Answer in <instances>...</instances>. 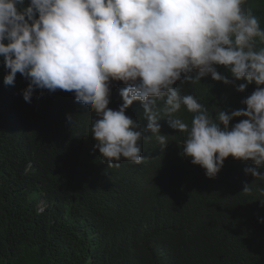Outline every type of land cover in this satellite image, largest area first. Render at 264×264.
<instances>
[{
    "label": "trees",
    "instance_id": "1",
    "mask_svg": "<svg viewBox=\"0 0 264 264\" xmlns=\"http://www.w3.org/2000/svg\"><path fill=\"white\" fill-rule=\"evenodd\" d=\"M251 9L264 26V1ZM7 72L0 57V264H264V205L258 190H241L236 165L204 179L181 155L186 133L172 128L165 144L147 137V160L108 167L87 149L92 114L60 106L62 90L36 89L26 102L28 81L17 73L6 85ZM124 87L112 82L113 101ZM174 87L213 117L250 95L211 75ZM174 114L190 124L194 115Z\"/></svg>",
    "mask_w": 264,
    "mask_h": 264
},
{
    "label": "clouds",
    "instance_id": "2",
    "mask_svg": "<svg viewBox=\"0 0 264 264\" xmlns=\"http://www.w3.org/2000/svg\"><path fill=\"white\" fill-rule=\"evenodd\" d=\"M261 1L0 0L4 83L21 74L29 103L36 89L68 93L58 104L93 115L87 149L108 167L139 164L148 138L165 144L172 128L184 132L181 155L205 170L201 177L217 181L236 165L241 190H258L264 205V26L251 9ZM208 75L240 92L257 87L213 117L174 87ZM113 81L126 85L117 101ZM138 105L139 121L129 115ZM182 106L191 124L174 114Z\"/></svg>",
    "mask_w": 264,
    "mask_h": 264
},
{
    "label": "rangeland",
    "instance_id": "3",
    "mask_svg": "<svg viewBox=\"0 0 264 264\" xmlns=\"http://www.w3.org/2000/svg\"><path fill=\"white\" fill-rule=\"evenodd\" d=\"M256 85L255 86H253L252 88H251V90L249 91L250 92V95L252 94V92L256 89Z\"/></svg>",
    "mask_w": 264,
    "mask_h": 264
}]
</instances>
